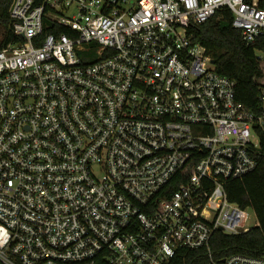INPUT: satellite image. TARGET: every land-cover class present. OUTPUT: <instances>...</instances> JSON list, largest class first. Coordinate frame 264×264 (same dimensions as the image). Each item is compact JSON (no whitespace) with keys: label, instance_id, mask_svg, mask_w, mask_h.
Segmentation results:
<instances>
[{"label":"built area","instance_id":"built-area-1","mask_svg":"<svg viewBox=\"0 0 264 264\" xmlns=\"http://www.w3.org/2000/svg\"><path fill=\"white\" fill-rule=\"evenodd\" d=\"M223 8L264 61V0L12 1L1 263L168 264L181 248L210 251L217 231L259 225L227 186L258 166L264 86L255 112L191 31Z\"/></svg>","mask_w":264,"mask_h":264},{"label":"trees","instance_id":"trees-1","mask_svg":"<svg viewBox=\"0 0 264 264\" xmlns=\"http://www.w3.org/2000/svg\"><path fill=\"white\" fill-rule=\"evenodd\" d=\"M13 0H0V27L5 41L12 38L10 6ZM37 4L43 0H35ZM233 15L223 8L217 15L191 31L215 60L216 70L236 82V96L247 107L257 112L261 105L260 88L264 86V61L257 56V45L246 46L238 30L232 25ZM229 199L256 213L259 225L239 234L217 231L208 248H181L168 264H205L212 257L219 261L235 253L264 255V140L257 168L244 177L230 181Z\"/></svg>","mask_w":264,"mask_h":264},{"label":"rangeland","instance_id":"rangeland-1","mask_svg":"<svg viewBox=\"0 0 264 264\" xmlns=\"http://www.w3.org/2000/svg\"><path fill=\"white\" fill-rule=\"evenodd\" d=\"M0 35L2 36V38L4 37L3 36V30L2 28L0 27ZM259 55H262L264 56V54H259ZM255 212L253 209H249L248 210V216L250 217L249 221H248V227H253V226H256L258 224V219L255 218L254 216ZM0 264H3L0 262Z\"/></svg>","mask_w":264,"mask_h":264},{"label":"water","instance_id":"water-1","mask_svg":"<svg viewBox=\"0 0 264 264\" xmlns=\"http://www.w3.org/2000/svg\"><path fill=\"white\" fill-rule=\"evenodd\" d=\"M212 63H215V60L214 59L212 60Z\"/></svg>","mask_w":264,"mask_h":264}]
</instances>
